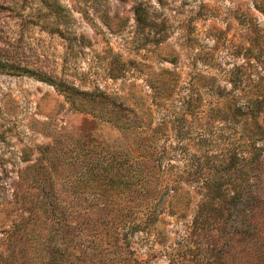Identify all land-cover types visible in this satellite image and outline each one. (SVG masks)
I'll return each instance as SVG.
<instances>
[{"label": "rangeland", "instance_id": "374dc122", "mask_svg": "<svg viewBox=\"0 0 264 264\" xmlns=\"http://www.w3.org/2000/svg\"><path fill=\"white\" fill-rule=\"evenodd\" d=\"M233 84L236 95L223 97L231 103L264 98V0H0V249L11 252L9 264H264V165L250 187L258 209L246 219L238 217L244 202L203 219L193 192L188 207L174 200L178 213L150 218L148 229L114 221L123 199L133 221L146 198L156 203L136 191V174L157 180L150 162L132 163L135 183L118 192L111 171L131 164L159 128L151 114L158 90L200 93L215 106ZM126 104L140 110L147 132L110 122ZM214 118L158 131L177 142L184 129L189 140L175 150L208 151V168L246 135ZM223 176L235 180L233 169Z\"/></svg>", "mask_w": 264, "mask_h": 264}, {"label": "trees", "instance_id": "16d2710c", "mask_svg": "<svg viewBox=\"0 0 264 264\" xmlns=\"http://www.w3.org/2000/svg\"><path fill=\"white\" fill-rule=\"evenodd\" d=\"M39 79L61 89L66 95H69L71 100L79 99V94L73 87H67L64 83H55L44 76L39 77ZM234 86L233 84L228 93L223 94L221 91L219 98L222 97V100L218 98L219 100H217L215 106L203 104L200 93L195 94V92L187 91L186 93L177 94L175 89H172V92L169 90L168 93L164 90H158V99L151 114H157L159 128L156 127L152 130V135L144 138L139 143V154L138 156H131L133 161L131 164H121L116 170L111 171V178L115 184L113 190L118 192L123 187L132 186L134 182V172L131 169L132 163L136 165L137 163L146 164L150 162L152 164L151 168L157 167V180L152 185L149 182L148 172L144 173L142 171L143 174L142 172L139 175L136 174L138 179L136 191L140 194H146L148 190V193L156 198V203L148 206L149 200L146 198L145 207L142 208L143 210L141 209L143 217L133 221L127 218L131 214V210L134 209L131 205L132 201L123 199L125 204L121 210V215L124 216L114 220L118 226H121L124 230L148 229L150 226L147 221L150 218L158 219L162 212H166L171 216L178 213V210L171 206L174 200L184 198L186 202L183 205L188 207L193 192L201 197L199 204L196 206V212L200 213L203 219H206V217L212 218L219 214L224 217L225 213L232 212V205L236 202L246 204L238 215L239 220L256 214L259 199L254 196L250 187L253 178L259 182L262 180L261 173L264 165V98L259 99L257 97L255 100L243 103L231 98V103L227 101L226 95L231 96L230 92H234L233 94L236 95ZM161 91H163V94ZM209 116L215 117L214 119L218 124L226 123L228 126L234 127L236 131H240L241 134L245 132L246 135L239 137L233 144L231 143L233 145L232 149H220L219 154L213 156L217 159L216 163L208 168L205 165L207 162L202 160V156L211 154L208 151L205 153L203 150L199 154H187L186 152L179 156V153L175 150L179 144L183 145L189 140L184 138L188 135L187 132H184V129L179 130L181 138L177 142L158 131L161 126L167 123L186 122L188 119L193 122H200ZM142 117L140 110L134 104H126L122 117H111L110 122L125 132H147L149 128H144ZM221 130H223V127ZM198 131L199 135L196 139L199 143L204 144L202 133L205 130L199 128ZM229 144L230 142L224 145L228 146ZM177 161H182L183 166L177 165ZM230 169L234 171L235 180L232 183H228V181L226 183V177L223 176V173L227 174ZM258 170L259 173H257ZM231 176L233 174L229 175V177ZM191 183L196 184L191 185ZM208 198L210 205L206 203ZM261 213L264 214V210ZM179 214L186 216L185 210H179ZM224 225L225 220L223 219L220 227ZM241 225L242 223H240ZM250 225L251 222L249 221L246 222L244 227ZM241 230H244V228ZM12 258L10 251L0 249V259L4 261V264H9Z\"/></svg>", "mask_w": 264, "mask_h": 264}]
</instances>
